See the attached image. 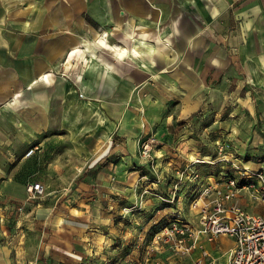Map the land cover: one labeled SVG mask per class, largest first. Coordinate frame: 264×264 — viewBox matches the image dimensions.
Returning a JSON list of instances; mask_svg holds the SVG:
<instances>
[{
    "label": "crops",
    "instance_id": "obj_1",
    "mask_svg": "<svg viewBox=\"0 0 264 264\" xmlns=\"http://www.w3.org/2000/svg\"><path fill=\"white\" fill-rule=\"evenodd\" d=\"M99 36L139 54L119 58ZM76 47L85 60L68 67ZM210 97L219 103L202 113L219 132L251 116L253 98L264 101V0H0V264H96L121 232L142 239L186 209L200 187L184 175L173 189L164 169L176 160L148 162L139 145L146 124L167 135L153 151L165 153L171 134L188 145L175 131ZM160 164L161 175L149 177ZM30 181L43 184L39 201L26 199ZM169 189L181 201L174 208L161 201ZM129 201L141 208L129 211ZM237 201L260 211L246 192ZM13 212L41 236L30 257L32 243L10 236ZM199 243L189 264L202 247L224 264L234 245L225 235Z\"/></svg>",
    "mask_w": 264,
    "mask_h": 264
},
{
    "label": "rangeland",
    "instance_id": "obj_2",
    "mask_svg": "<svg viewBox=\"0 0 264 264\" xmlns=\"http://www.w3.org/2000/svg\"><path fill=\"white\" fill-rule=\"evenodd\" d=\"M237 76L241 77L240 74H238ZM255 90L258 89L256 88ZM210 98L211 100L210 99L208 101L206 100V103L202 109L199 108L197 112L193 113L188 118L189 120L188 127L180 126L179 128H177V131H175L176 133H178V130H183V132L180 135L184 134L188 137H191L189 141L190 143L188 145H183V147H180V144L177 143V137L179 135L174 136L173 134H171V139L169 140L173 142L170 141L167 142L168 145L166 147V152L165 153L161 151L155 152L153 151V148L162 145L163 144L162 138L164 136L167 137V135L163 136L164 133H162L161 130L157 131V133L152 132L153 130L151 128H148L146 124V128H145L146 132L143 133L141 140L148 139L145 143V145H147V147L150 148L149 150L150 156L148 157V162H151L155 159L158 160H160L161 158L162 160L166 159L163 158V156H170L176 160L175 163L173 162L171 163V165L166 164L167 169H164L167 172V174L171 176L170 180H172L171 183H173L172 184L173 189H176V186L179 185V178H183L184 175L190 176L191 171L199 175L197 179L196 178L192 179L193 181L196 182V184H194V186L192 187V189L194 190V187L198 188L203 183H205V181L207 180L206 178L207 175L208 176L221 175L222 177H225V175L227 176V174L231 173L234 169V167L232 166V162H234L237 166H243V165L248 166L251 165V163H256V164L262 163L261 165L264 166V101L260 100L259 98H253V100L251 101L252 115L249 117L246 116L242 119L235 118L237 129H234L233 132L231 131L219 132V129L217 127H214L215 124L212 123L214 118L209 115H203L202 113L205 109L207 111L213 109L219 103L218 102L219 100L216 101L214 100L215 98L212 97ZM140 126L142 129L145 127L143 123ZM222 140H227L232 144V147L230 149L232 155L229 157L232 159V162L223 160L221 158L219 159L215 152L216 142ZM76 141L79 142L80 144L87 142L84 141L82 138H78V139L76 138ZM102 142L103 140L100 138H94L93 140V144H96V146L100 145ZM210 142L211 144H209ZM65 145H68L66 141L60 142L61 148L64 147ZM171 146L173 149L171 148ZM193 146L194 148H192ZM152 156L154 157L152 158ZM185 156L187 157L189 156L193 159L195 157L203 158L205 159V161L201 163H197L196 165H194L195 167H193L192 165V169H191V164L186 162L184 159L186 158ZM185 162L188 163L189 165L186 166L184 164ZM173 165L174 167L172 168ZM150 168L153 172H151L150 169L148 168L147 172L149 177L152 176L156 179L157 176L161 175L159 174V172L162 171L163 166L161 164L157 165L156 168H158V170L156 172L155 170H153L152 167ZM181 171L184 172L182 175L180 174ZM171 173H173V175H171ZM200 176H204V177L201 179ZM48 183L50 186L52 185V182H48ZM60 183H66V182H60ZM173 189H169L170 194H172L171 192L173 191ZM189 194L191 195L189 198L191 200L198 194V190L189 191ZM63 197L64 195H61V197L59 198L60 200L59 202L62 201ZM177 198H178L177 196H174V198H172V202L174 203L181 202L180 199L176 201ZM46 200L47 199H44V201ZM161 201L164 202V204L168 203L170 205L169 207L172 206V208H174V205H171L170 202H167L164 199H162ZM254 202L260 208L259 212L263 213V205L260 202L257 201ZM187 205L188 206L186 209L184 208L179 211V215H181L183 218L193 219L196 213L195 211L189 209V203ZM126 206L127 209H129L130 211L131 209H136L138 205L135 204L134 202L129 201V204H127ZM138 207H140V205ZM182 207L183 206H181V208ZM182 210H184V212ZM249 210L252 211L253 209H249ZM143 211L144 210H141L140 214H142ZM19 214H20L19 212L17 213L13 212L9 218V223H10L9 228L12 229L11 232L12 234L10 236L21 238L20 243L22 244L25 240L27 242L32 243L31 245H29L27 251L25 250L26 252L25 254H27V256L30 257L34 252L33 245L35 246V243H37L40 240L41 236L32 233H26V230L24 229V224L21 223L20 221L21 219L19 217L20 216ZM128 214L129 212L123 215L125 221L127 220L126 218H130L131 213L130 215ZM174 215L168 217V219L163 217L165 219L163 222L159 221L158 223L153 224V225L156 224L158 225L157 229L146 228L144 230L143 226H141L140 231L144 230L143 232L146 233L143 235L142 239H140L141 237L137 235L136 232L132 234L129 233L130 231H128V233L125 234L121 232L120 233L121 237H117V247L115 246L114 248H112L114 244L110 245L109 252L107 253L105 252V256H106L105 259L102 258L101 261L99 258L100 254L96 253V255L99 254L98 261H96V264H189L190 261L185 256H178L176 253H174L172 248L168 246V244L166 245L164 243H161L160 241L159 242L153 241L154 232L158 231L165 224H169L172 218L174 217ZM18 221L20 222L18 223ZM138 224H140V222ZM27 228L31 230V227H27ZM128 229L130 228L128 227ZM138 242L140 244L139 246H137ZM87 260L88 259H85L86 262ZM28 264H35V263H28ZM87 264H91V263L87 262Z\"/></svg>",
    "mask_w": 264,
    "mask_h": 264
},
{
    "label": "built area",
    "instance_id": "obj_3",
    "mask_svg": "<svg viewBox=\"0 0 264 264\" xmlns=\"http://www.w3.org/2000/svg\"><path fill=\"white\" fill-rule=\"evenodd\" d=\"M147 140L143 139L140 143V155L143 158L150 156V148L145 145ZM231 147L232 144L227 140L216 142L218 158L232 162L229 158L232 155ZM32 152L31 148L26 155ZM203 161L205 159L195 157L190 164L196 165ZM232 166L234 169L227 176H208L200 186L198 194L189 202V208L196 213L193 219L183 218L177 212L169 224L154 232L153 241L168 244L178 256L186 257L200 244L201 236L213 242L217 236L225 235L233 240L234 245L229 249L224 264H264V167L251 169L249 166H237L234 162ZM183 173L180 172L181 175ZM198 176L191 171V179H197ZM25 191L28 200H39L45 193L39 181L27 182ZM242 192L248 193L253 201L260 202L263 213L250 211L249 207L241 205L237 198ZM171 193L164 200L172 202L175 193ZM200 252L192 264H217L206 248L202 247Z\"/></svg>",
    "mask_w": 264,
    "mask_h": 264
},
{
    "label": "bare ground",
    "instance_id": "obj_4",
    "mask_svg": "<svg viewBox=\"0 0 264 264\" xmlns=\"http://www.w3.org/2000/svg\"><path fill=\"white\" fill-rule=\"evenodd\" d=\"M141 29V28H140ZM144 31V30H143ZM144 33V32H143ZM148 34V33H147ZM140 37H142V36H140ZM97 41L100 43V44H102L103 46H108L109 48H112V51L115 53V55L117 56V57H119V58H123L126 54H132L133 56H136V55H138L139 53L137 52V50L136 49H132V50H129V49H127L125 46H121L120 44H117V43H115V44H109V43H107L106 42V40L103 38V37H101V36H99L98 38H97ZM94 53V52H93ZM93 57V56H92ZM73 58H75L76 59V62L79 60V59H83V60H85V51H84V49L83 48H81V47H76V48H74L70 53H69V55H68V57H67V66L69 67V66H72L71 65V61H72V59ZM125 58V57H124ZM96 59V58H95ZM99 60V59H98ZM102 61H104V60H102ZM106 65H107V67L109 68V69H111V68H113V66L114 65H112L110 62H104ZM115 71V70H114ZM46 76V75H45ZM48 76V75H47ZM46 76V77H47ZM100 138V137H99Z\"/></svg>",
    "mask_w": 264,
    "mask_h": 264
},
{
    "label": "trees",
    "instance_id": "obj_5",
    "mask_svg": "<svg viewBox=\"0 0 264 264\" xmlns=\"http://www.w3.org/2000/svg\"><path fill=\"white\" fill-rule=\"evenodd\" d=\"M165 198H169V197L165 196L164 199H165Z\"/></svg>",
    "mask_w": 264,
    "mask_h": 264
}]
</instances>
